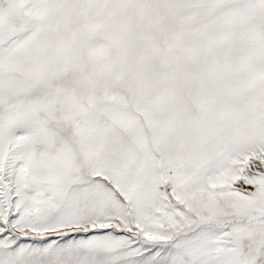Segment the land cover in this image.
Masks as SVG:
<instances>
[{"label": "snow or ice", "instance_id": "obj_1", "mask_svg": "<svg viewBox=\"0 0 264 264\" xmlns=\"http://www.w3.org/2000/svg\"><path fill=\"white\" fill-rule=\"evenodd\" d=\"M0 264H264V0H0Z\"/></svg>", "mask_w": 264, "mask_h": 264}]
</instances>
